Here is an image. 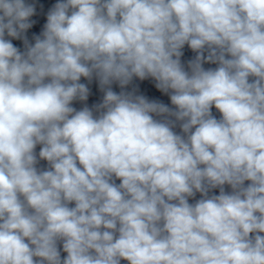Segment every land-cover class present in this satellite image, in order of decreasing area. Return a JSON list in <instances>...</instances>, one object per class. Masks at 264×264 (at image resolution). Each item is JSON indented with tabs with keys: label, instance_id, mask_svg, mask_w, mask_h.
Segmentation results:
<instances>
[{
	"label": "clouds",
	"instance_id": "9594fccd",
	"mask_svg": "<svg viewBox=\"0 0 264 264\" xmlns=\"http://www.w3.org/2000/svg\"><path fill=\"white\" fill-rule=\"evenodd\" d=\"M35 13L0 0V264H264V0Z\"/></svg>",
	"mask_w": 264,
	"mask_h": 264
},
{
	"label": "water",
	"instance_id": "95a60500",
	"mask_svg": "<svg viewBox=\"0 0 264 264\" xmlns=\"http://www.w3.org/2000/svg\"><path fill=\"white\" fill-rule=\"evenodd\" d=\"M26 2L27 3H34L36 5V13L33 17L30 18L31 20L35 21V23L33 24V27L30 28L26 33L29 41L31 43H34V40L32 39L33 34L38 35L43 30V25L46 23V19H47V12L55 3L58 2V0H26ZM6 38L11 39L10 37H7V36H6ZM12 42L14 45L19 47L21 51L24 50L22 40H12ZM184 53H185L184 57H182V60L184 62H186L188 59L192 58L195 55L194 53L191 52L190 49L187 48V46H185ZM205 67H215V65H205ZM81 82L88 84V87L90 89L89 98L86 102L75 101L73 103V106L77 110H79L85 105V103L89 107H91L94 104L100 103L102 101V98H103V93L99 90L98 82L94 79L91 83H88L83 78H82ZM133 86H135L139 89L138 94H143V95L147 96L149 99H156V100H159V101L171 106L169 96L165 95V94L161 93L160 91H158L157 89H155L154 81H152L150 79L146 80V81H139L138 79H134L133 84L129 86V90ZM112 87H113L114 91H116V92L120 91V88L118 85L113 84ZM213 111H214V114L219 116L218 113H215V109H213ZM176 131H179V129L177 128ZM37 151H38V149H37ZM41 163L43 164L44 162H41Z\"/></svg>",
	"mask_w": 264,
	"mask_h": 264
}]
</instances>
